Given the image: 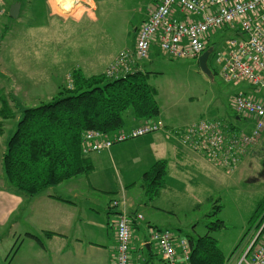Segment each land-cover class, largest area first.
Returning <instances> with one entry per match:
<instances>
[{"label": "rangeland", "instance_id": "rangeland-1", "mask_svg": "<svg viewBox=\"0 0 264 264\" xmlns=\"http://www.w3.org/2000/svg\"><path fill=\"white\" fill-rule=\"evenodd\" d=\"M96 1V20L86 18L80 25L69 23L68 29L63 28V23L54 25V30L31 28L45 19L43 0H36V9L27 13L24 3L17 18L6 15L7 10L0 13V57L4 55L8 63L0 59V97L24 108L40 105L56 97L62 87H72V67L80 66L87 76L103 72L108 75L121 53L133 52L138 28L158 0ZM55 2L57 6L61 3ZM86 4L89 10L93 9ZM235 36L236 31L231 29L213 36L214 51L208 60L212 77L203 72L199 58L168 57L156 47L149 58L137 60L150 72L149 80L158 90L163 117L181 123L218 119L234 123L238 129L249 127L248 121L237 118L234 101L239 91L250 86L245 81L225 82L217 63L226 40ZM7 124L6 133L0 136V177L6 144L16 120ZM254 152L234 172L205 160L191 163L183 159L168 165L161 188L147 183L142 221L147 222L149 215L156 212L155 224L177 236L190 239L208 233L217 240L224 264H237L264 214V176L260 174L264 168V137ZM217 223H221L218 228ZM6 236L0 243L1 260L10 250Z\"/></svg>", "mask_w": 264, "mask_h": 264}, {"label": "crops", "instance_id": "crops-1", "mask_svg": "<svg viewBox=\"0 0 264 264\" xmlns=\"http://www.w3.org/2000/svg\"><path fill=\"white\" fill-rule=\"evenodd\" d=\"M19 1L2 0L0 10L5 9L8 12L5 14L10 15L11 5ZM35 1H20L19 16L24 3L26 13L36 9ZM66 1L69 2L60 0L57 6L55 0H43L45 19L31 28L54 30L55 26L63 23V28L68 29L71 28L69 23L80 25L86 18L96 20V13L93 12L96 11V0H80L72 9ZM85 1L92 10L88 9ZM4 58V55L0 57L1 60ZM141 65L137 62L136 67L147 71V66ZM76 68L80 66L71 70ZM156 119H162L167 125L166 129L89 153L93 165L90 172L63 181L39 195L24 197L9 192L3 172V178L0 177V243L7 234L10 246L4 260L16 246L10 264H116V220L113 222V218L121 209L131 214H144L146 206L143 200L148 195L145 173L160 160L167 162V169L168 165L183 159L191 163L201 160L209 162L182 146L169 133V129L190 123L172 121L163 117L162 112L152 120ZM132 120L129 128L147 121ZM114 200L118 201L116 207L112 206ZM155 218L156 212H152L147 222H143L144 217L143 221L134 223L132 264H165L157 244L149 239V227L160 228L155 224ZM46 232L53 235L47 236Z\"/></svg>", "mask_w": 264, "mask_h": 264}, {"label": "built area", "instance_id": "built-area-1", "mask_svg": "<svg viewBox=\"0 0 264 264\" xmlns=\"http://www.w3.org/2000/svg\"><path fill=\"white\" fill-rule=\"evenodd\" d=\"M66 2L72 9L80 0ZM5 11L0 10L1 13ZM225 29L236 31V36L226 40L219 54V73L227 83L245 81L250 86L248 90L239 91L234 101L237 118L248 121L249 127L238 129L234 123L202 118L184 127L169 129V133L182 146L216 167L234 172L264 137V97L261 96L264 94V0H160L138 28L134 51L121 53L108 76L137 69V60L149 58L153 47L168 57L199 58L211 47L213 36ZM166 127L162 119H156L128 130L123 128L112 135L87 130L82 135V148L87 154L99 152L115 143ZM117 205V201L112 203L114 207ZM142 220V213L117 211L116 264H132V229L134 223ZM149 229L150 242L157 244L165 264H192L187 238L177 236L169 229L153 226ZM237 264H264V214Z\"/></svg>", "mask_w": 264, "mask_h": 264}, {"label": "trees", "instance_id": "trees-1", "mask_svg": "<svg viewBox=\"0 0 264 264\" xmlns=\"http://www.w3.org/2000/svg\"><path fill=\"white\" fill-rule=\"evenodd\" d=\"M149 75V71L137 68L114 76L104 72L87 76L76 68L72 71V87H62L48 102L24 108L0 97V135L6 133L8 121L16 120L2 160L6 189L33 197L90 172L93 165L81 143L85 131L100 130L112 135L129 127L132 119L152 120L159 116L158 91ZM166 173L167 162L160 160L145 173V179L159 189ZM220 224H215L216 228ZM188 241L192 264H224L217 240L210 234ZM16 248L5 260L0 259V264H10Z\"/></svg>", "mask_w": 264, "mask_h": 264}, {"label": "water", "instance_id": "water-1", "mask_svg": "<svg viewBox=\"0 0 264 264\" xmlns=\"http://www.w3.org/2000/svg\"><path fill=\"white\" fill-rule=\"evenodd\" d=\"M20 9H21L20 2H15L14 4H12L10 7V16L12 18H17L19 16ZM213 51H214V47L211 46L199 57L200 67L202 68L203 72L210 77L213 76V73L211 68L209 67L208 60Z\"/></svg>", "mask_w": 264, "mask_h": 264}, {"label": "flooded vegetation", "instance_id": "flooded-vegetation-1", "mask_svg": "<svg viewBox=\"0 0 264 264\" xmlns=\"http://www.w3.org/2000/svg\"><path fill=\"white\" fill-rule=\"evenodd\" d=\"M261 176H264V168L260 171Z\"/></svg>", "mask_w": 264, "mask_h": 264}]
</instances>
